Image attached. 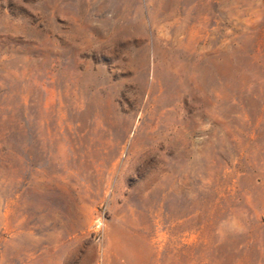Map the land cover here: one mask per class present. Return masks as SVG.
Masks as SVG:
<instances>
[{
    "label": "rangeland",
    "instance_id": "1",
    "mask_svg": "<svg viewBox=\"0 0 264 264\" xmlns=\"http://www.w3.org/2000/svg\"><path fill=\"white\" fill-rule=\"evenodd\" d=\"M0 264H264V0H0Z\"/></svg>",
    "mask_w": 264,
    "mask_h": 264
}]
</instances>
